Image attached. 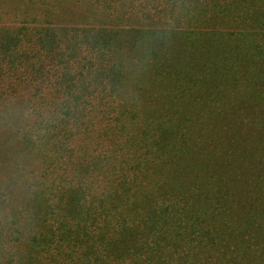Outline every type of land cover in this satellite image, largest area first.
I'll use <instances>...</instances> for the list:
<instances>
[{
	"label": "trees",
	"instance_id": "16d2710c",
	"mask_svg": "<svg viewBox=\"0 0 264 264\" xmlns=\"http://www.w3.org/2000/svg\"><path fill=\"white\" fill-rule=\"evenodd\" d=\"M40 3L0 7V264H264V0Z\"/></svg>",
	"mask_w": 264,
	"mask_h": 264
},
{
	"label": "clouds",
	"instance_id": "9594fccd",
	"mask_svg": "<svg viewBox=\"0 0 264 264\" xmlns=\"http://www.w3.org/2000/svg\"><path fill=\"white\" fill-rule=\"evenodd\" d=\"M30 119H32L30 110L22 109L19 105L9 102L0 105V130L2 131H12L20 122ZM16 179L17 177L10 173L3 175V178L0 179V197L8 198L10 196L13 181Z\"/></svg>",
	"mask_w": 264,
	"mask_h": 264
},
{
	"label": "rangeland",
	"instance_id": "374dc122",
	"mask_svg": "<svg viewBox=\"0 0 264 264\" xmlns=\"http://www.w3.org/2000/svg\"><path fill=\"white\" fill-rule=\"evenodd\" d=\"M41 6H43V4L40 3V0H0V7L1 8L10 7L11 13L13 12V10L17 11L15 13L13 12L14 15L12 16V18L3 21L1 23V25L4 27L16 25L17 23H19L18 20H16V19H22V17H24V16L18 17V15H19L18 13L24 12L25 14H22V15L27 14L30 16L32 13L36 12L38 10V8H40ZM25 10H27V11H25ZM13 17H15L16 19H14ZM86 23H87V20H83V24H86ZM239 40H240V37L233 36L232 39L230 38L227 40L226 45L229 47H232V48H237L239 45H241L240 43L243 44L246 42L245 40H242V41H240V43H238L237 41H239ZM246 59H248V58H246ZM252 132H257V131H252ZM261 134L262 133H259L258 136L261 137ZM242 135L243 136L247 135L245 129L242 132Z\"/></svg>",
	"mask_w": 264,
	"mask_h": 264
}]
</instances>
